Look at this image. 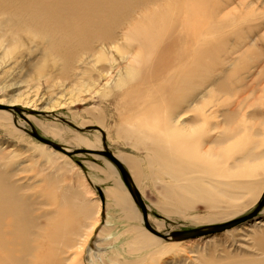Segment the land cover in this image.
Listing matches in <instances>:
<instances>
[{"label":"rangeland","instance_id":"1","mask_svg":"<svg viewBox=\"0 0 264 264\" xmlns=\"http://www.w3.org/2000/svg\"><path fill=\"white\" fill-rule=\"evenodd\" d=\"M156 1L159 3L154 8L157 9L156 19L169 25L175 21L181 28L180 33L183 36L188 34L190 42L185 47L187 51L182 38L162 51L142 49L139 44L134 47V24H127L118 32V42L124 44L128 59H132L130 54H139L140 61L134 66L136 77L120 85L116 82L117 76L108 86H105L103 79H90L92 72L78 69V62L72 72L65 76L59 68L52 66L50 57L43 68L29 57L21 58L22 52L35 48L26 33L20 39L13 40L14 47L10 54H5L4 49L0 48V105L5 106L0 110H9L14 116L11 126L0 120V168L14 170L16 176L13 181L31 187H26L23 192H44L51 183L54 185L53 192H66L72 187L79 192L75 204L90 211L88 216L78 214L71 220L72 228L81 229V233L74 246L60 254L64 264H185V259L188 261L195 256L204 261L213 257H263L257 239L264 235V225L259 230H252L254 220L190 239L157 236L159 246L143 248L140 236L143 232L151 231L146 227L140 205L130 193L141 217L128 220L108 195L114 178L120 176L118 179L124 181L121 171L107 156L82 151L109 150L123 162L134 181L137 180L135 184L148 206L150 224L165 235L206 228L245 216L253 212L264 197V0ZM138 15L136 13L133 17ZM202 33L204 38L198 39L197 36ZM97 47L99 54L100 44ZM113 50L102 49L103 61L97 64L98 67L113 62L111 59L118 58L122 53ZM184 51L186 68H180L181 62L175 66L168 65L172 57H180ZM156 55L160 60L154 62L152 57ZM148 57L151 61L145 63ZM127 62L124 61L125 64ZM180 70L201 75L205 86L216 83L206 89L202 103L210 121H204L201 110L186 114V121L198 116L200 122L193 124L196 133L182 134L184 150L181 151L191 153L203 143L218 154V160L222 161L220 167L240 159L253 167L248 177L230 179L213 175L222 182L227 192L233 191L235 197L222 195L215 207L197 198L193 203L177 202L173 193L180 187L166 171L170 168L157 160L150 163L156 153L153 138L138 141L128 133L132 129L140 130V127L142 131L150 130L147 129L149 125L156 131H151L154 133L151 135L157 137L167 128L170 121L167 114L172 109L170 102L177 95L172 91L169 75L173 71L177 74ZM76 72L80 73L79 77L75 75ZM144 110L147 113L151 110L150 115H142ZM212 111L215 113L211 114ZM159 117L163 120L160 121ZM163 124L164 128L160 127ZM214 124L216 128L212 127ZM35 131L71 153L41 141L33 135ZM79 138L91 140L93 146L83 145ZM168 140L163 145L166 157L173 155L170 150L176 145L172 135ZM123 157L134 159L139 169H132ZM112 165L119 172L118 175L114 173ZM202 175L205 176V173ZM230 180L244 184L234 189L224 184ZM123 183L127 187L125 181ZM182 192L187 196L186 190L182 189ZM209 217L215 218L214 222L206 221ZM256 218H264V207ZM180 240L185 241L182 251L177 248V252H166L173 242ZM178 257L181 259L178 260Z\"/></svg>","mask_w":264,"mask_h":264},{"label":"bare ground","instance_id":"2","mask_svg":"<svg viewBox=\"0 0 264 264\" xmlns=\"http://www.w3.org/2000/svg\"><path fill=\"white\" fill-rule=\"evenodd\" d=\"M158 4L156 0H0V48L4 49L5 54H10L11 49L14 47L13 40L16 38L20 39V36L26 33L28 37L32 39L35 48L31 49L29 52H22L21 58L25 59L29 57L33 60V63L40 64V67L43 68L44 63L47 62L48 57H50L53 61L52 66L54 68H59L65 76H68L69 73L72 72L78 62V69H85V72L90 70V72H92L90 73V79L96 81L103 79L105 80L103 81L105 82V86H108L111 80L115 78L114 76H117L116 82L120 85L136 77V73L134 75L133 70L135 63L140 61L139 54H130L129 56H131L132 59H128L124 51L125 49H123L124 44L118 42V32L124 27H127V24H134L133 31L135 32L132 31L135 34L134 47L139 44L142 49L162 51L164 47L174 43L176 44L179 42L180 38H182V44L185 45V49L187 43L190 42L188 34L187 36H183V34L180 33L181 28L178 27L175 21L173 25H169L166 21L156 19L155 14L157 9L154 8ZM136 13H139V15L134 18L133 15ZM149 16L152 17L147 19ZM224 27H227V25ZM197 38H204L203 33L197 36ZM204 40L207 42L206 39ZM97 44L101 46L100 55L97 53ZM112 48H114L113 51L117 50L122 53L118 58L113 57V59H111L113 62L111 61L108 64H102L98 67L97 64L103 61L102 49L110 50ZM185 51L187 50L185 49ZM185 51L183 52L184 55L182 54L180 57H172L171 60L168 61V65L175 66L178 62H181L180 68H186L187 63L185 62L186 58H184ZM168 55L170 56V54ZM190 57L192 58V53H190ZM126 60L128 62L125 64L124 61ZM152 60L155 62L160 60V58L156 55L152 57ZM150 61V57L145 59V63ZM94 70L96 74H94ZM168 72L170 71L168 70ZM164 74L167 73L164 71ZM75 75L79 77L80 73L76 72ZM169 78H171L172 81V91L177 95L173 96L174 98L170 102L172 109H169L167 114L170 120L168 124L166 123L167 128L164 129L161 134L158 133L159 135L157 137L151 135L154 131L151 129L152 126L149 125L147 129L150 130H146L147 132L145 130L142 131L140 127V130L132 129L128 131V133L130 136H134L138 141H144L146 138H153V145L156 148V153L154 154V158L152 157L150 159V163L153 164V161L157 160L158 163H163L170 168L166 171L172 175L174 180L178 182L177 185L180 187V190L173 193V197L177 202L193 203L197 198L203 199L209 206L215 207L220 196L228 195L233 198V191L227 192L223 188L222 182L215 179L213 175L227 176L230 179L248 177L252 174L253 167L248 166V163L246 164L244 162L245 160L241 159H234L235 161L233 163L228 164L227 162L223 167H220L222 161L218 160L220 159L218 154H215L212 148L206 147L203 143L202 146H198L199 149H195V151L191 153H184L181 151L184 150L182 134H185V132L191 133L192 131L196 133V129H193L195 128L193 124L200 122L198 116L192 117L189 121H186L184 119L186 118V114L201 110L203 112H201V114L203 115L204 121L207 123L210 121L208 119L209 115H205L207 109H203L205 107H202V103L204 102L203 98L206 95V89L208 87H213L216 83L211 82L205 86V82L202 81L201 75H195L192 72L187 74V71L183 70H180L177 74H174L173 71V74H170ZM203 85L204 87H202ZM0 111L1 122L8 123L9 126L13 125V113L5 109ZM147 111L142 115L146 114ZM150 112L147 114L150 115ZM210 113L214 114L215 111ZM139 116L141 117V114ZM149 117L151 118V116ZM146 118L148 119V117ZM161 118L160 121L163 120H161ZM164 124L160 127L164 128ZM212 127L216 128L217 125L214 124ZM171 135L174 137L176 145L173 144L175 148L170 150L173 155L166 157V148L163 145H165L164 143L166 140L170 141L168 139ZM166 137L167 139H165ZM79 139L83 145L90 148L93 146L91 140L85 138ZM213 141H216V139H213ZM3 149L4 148H2V150ZM248 158L250 159V157ZM123 160L127 162L132 169L137 170L138 166L134 159L123 157ZM112 166L111 168L113 169L114 166ZM113 170L114 173L118 175L119 172L115 167ZM138 173H140V171L137 172V175H139ZM202 173H205V176L202 175ZM14 176H16L14 170L8 171L5 168H0V264H64L60 254L63 253L66 248L73 247L77 236L81 233V229L75 230L72 228L73 222L71 220L78 214L88 216L90 214L89 209L75 204L79 192L72 187L66 192H53L52 189L54 185L51 183L48 188H45L44 192H23L22 190L26 187H31L13 181ZM119 177L120 176H118V178ZM118 178L113 179L114 183L108 189V195L112 197L116 206L122 210L126 219L135 220L141 217L140 215L138 216L139 209L134 207V201L130 196L131 192H129L130 190L124 185V181L122 182V180ZM181 180H183V183ZM224 184L236 189L235 187H241L244 183L230 180ZM182 189L183 191H187V196H184ZM207 219L206 221L214 222L215 220L213 217ZM253 220L254 225L252 230H259L260 227L264 225V218L255 219L254 217L247 221L250 222ZM151 233L143 232L141 234L140 242L143 248L159 244L157 235ZM184 242L183 240L173 242L172 245H170L171 249L166 252L168 253L172 250H174L173 252H177V248H179V251L184 249V245H182ZM257 244L259 249L262 250L263 257L241 258L239 256H228L219 259L213 257L209 261H204L195 256L192 258L189 257L190 259L188 261L185 259V264H264V235L257 239ZM169 257L171 256L169 255ZM179 258L180 257H178V260Z\"/></svg>","mask_w":264,"mask_h":264},{"label":"water","instance_id":"3","mask_svg":"<svg viewBox=\"0 0 264 264\" xmlns=\"http://www.w3.org/2000/svg\"><path fill=\"white\" fill-rule=\"evenodd\" d=\"M0 108H5V106L0 105ZM15 109L20 111L19 108H15ZM33 135L36 136L41 141L55 147L56 149H59V150L65 152V153H68V154L71 153L70 151H67L63 146L39 135L36 131L33 133ZM82 151L89 152V153L103 154V155L107 156L112 162H114L117 165V167L119 168V170L122 173L124 181H125L128 189L130 190L133 198L140 205V207L142 209L143 218H144V222L146 224V227L151 232H153L154 234H156L157 236H160L162 238L169 239V238L173 237L175 239H190V238H196V237H199L202 235L213 234V233L221 232V231H224L227 229H231L234 226H237V225H239V224H241V223H243L249 219L256 217L258 215V213L264 207V197H263L260 200L258 207L253 212H251L245 216L235 218L233 220H229V221L221 223V224H213V225H210L209 227H206V228H192V229H187V230L175 231L171 235H165V234L159 232L158 230H156L155 228H153V226L150 224V222H149V210H148L147 203L145 202V199L143 198L141 191L136 186L130 172L127 170V168L125 167L123 162H121L119 160V158H117V156H115V154L109 150L99 151V150H93V149H85Z\"/></svg>","mask_w":264,"mask_h":264}]
</instances>
